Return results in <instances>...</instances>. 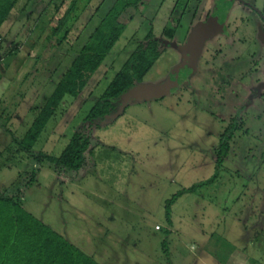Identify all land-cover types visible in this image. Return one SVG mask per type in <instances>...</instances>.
Masks as SVG:
<instances>
[{
  "label": "rangeland",
  "instance_id": "rangeland-1",
  "mask_svg": "<svg viewBox=\"0 0 264 264\" xmlns=\"http://www.w3.org/2000/svg\"><path fill=\"white\" fill-rule=\"evenodd\" d=\"M73 1L19 0L2 32L0 195L14 196L38 172L23 189L25 210L100 264H264V0L237 4L227 34L207 37L204 48L199 30L231 0H143L128 9L104 64L28 154L19 144L34 118L92 32L125 2H82L55 35ZM151 35L161 54L139 85L166 83L172 92L133 99L118 120L95 129L81 172L38 164L32 155L63 154ZM223 139L230 152L218 165ZM174 197L170 226L165 205Z\"/></svg>",
  "mask_w": 264,
  "mask_h": 264
},
{
  "label": "trees",
  "instance_id": "trees-1",
  "mask_svg": "<svg viewBox=\"0 0 264 264\" xmlns=\"http://www.w3.org/2000/svg\"><path fill=\"white\" fill-rule=\"evenodd\" d=\"M124 1L123 5L113 8L100 22L87 44L73 59L70 68L62 76L55 91L40 109L20 142L19 146L24 152L33 153L43 132L66 99H78L82 95L89 81L104 64L124 32L128 24L124 13L132 7L137 8L143 2V0ZM18 2L19 0H0V38ZM82 2L90 3L91 0H74L59 18L54 30L55 35L60 34L72 22L73 15ZM46 17L47 12L40 18L39 23ZM173 33L174 31L166 30V35L173 36ZM160 54L161 42L153 39L152 35L149 36L131 55L95 104L85 120L84 131L82 132L81 129L72 137L60 157L32 155L36 162L40 165L47 163L58 174L81 172L86 165V155L92 153L91 142L94 130L110 125L121 117L129 104L125 97L134 90H140L139 84L154 67ZM229 143L227 139L221 141L217 151L218 165L228 156ZM37 176L38 172H33L28 177L29 182L27 179H21L13 187L16 188L14 196L0 195V264H100L94 257L86 254L25 210L23 189L31 188L37 181ZM175 200L176 197L165 205L166 218L170 226L172 225L171 207Z\"/></svg>",
  "mask_w": 264,
  "mask_h": 264
},
{
  "label": "water",
  "instance_id": "water-1",
  "mask_svg": "<svg viewBox=\"0 0 264 264\" xmlns=\"http://www.w3.org/2000/svg\"><path fill=\"white\" fill-rule=\"evenodd\" d=\"M235 1L233 0L230 3V6L228 8V10L226 11V13H220L218 16H215L213 19H211L208 28L205 31H199L198 34L202 35H207L209 33V38L210 36H217L219 35V33H222L226 31V21L227 18L229 16V13L232 10V7L234 5ZM261 35L263 36V32H261ZM264 40V38H263ZM200 41V39H199ZM202 45V43H201ZM140 90H135L133 92H131L126 99V102H130L133 99L137 98V101L139 100H145L147 99L149 96H156V95H160V96H166L168 94H170L172 92V88L171 86H167V87H153V86H139ZM139 92L142 93V95H144L145 97L139 98Z\"/></svg>",
  "mask_w": 264,
  "mask_h": 264
},
{
  "label": "crops",
  "instance_id": "crops-1",
  "mask_svg": "<svg viewBox=\"0 0 264 264\" xmlns=\"http://www.w3.org/2000/svg\"><path fill=\"white\" fill-rule=\"evenodd\" d=\"M150 0H145V3L146 2H149ZM189 1V3H191V2H194V3H203L204 2V0H188ZM223 1H227V0H223ZM231 1H233V0H231ZM235 1V3H234V5H233V9H232V11L230 12V14H229V16H228V18H227V24H228V26H229V19H230V16H231V14H232V12L234 11V9H235V6L237 5V4H243V5H245V6H247V2L246 1H244V0H234ZM197 6V5H196ZM261 15V14H260ZM183 19V18H182ZM177 31V30H176ZM194 32H196V31H194ZM234 263H236V264H244L243 262H240V261H238L237 259H235V262Z\"/></svg>",
  "mask_w": 264,
  "mask_h": 264
},
{
  "label": "flooded vegetation",
  "instance_id": "flooded-vegetation-1",
  "mask_svg": "<svg viewBox=\"0 0 264 264\" xmlns=\"http://www.w3.org/2000/svg\"><path fill=\"white\" fill-rule=\"evenodd\" d=\"M232 9H233V7H232ZM231 11H232V10H231ZM218 15H219V14H216L215 16H218ZM215 16H214V17H215ZM214 17H213V18H214ZM213 18H212V19H213ZM210 21H211V19H210ZM210 21H209V23H210ZM209 23H208L206 26H204V28H202V29L199 30V31H202V32L205 31V30L208 28ZM228 29H229V28H228V24H227V21H226V31H225V34H227ZM208 36H209V33H208L207 35H202V36H201L200 34L197 35V42H198L199 39H200L199 42H200V44H201V43L203 44V48L206 46L205 39H206ZM263 38H264V31H263ZM199 42H198V43H199ZM167 86H168V85L165 83V84H163V86H161V87H164V88H165V87H167Z\"/></svg>",
  "mask_w": 264,
  "mask_h": 264
}]
</instances>
